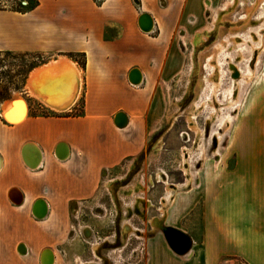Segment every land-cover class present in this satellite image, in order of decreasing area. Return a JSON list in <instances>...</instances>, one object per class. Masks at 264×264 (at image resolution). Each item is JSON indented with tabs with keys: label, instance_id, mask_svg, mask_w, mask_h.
<instances>
[{
	"label": "crops",
	"instance_id": "1",
	"mask_svg": "<svg viewBox=\"0 0 264 264\" xmlns=\"http://www.w3.org/2000/svg\"><path fill=\"white\" fill-rule=\"evenodd\" d=\"M13 1L23 0H0V53L47 61L28 73L23 93L0 103V264H41L45 250L58 264L72 205L97 197L106 173L140 157L154 136L161 93L180 72L176 34L203 0H29L25 10L8 8ZM206 2L211 9L213 0ZM144 13L153 18L151 33L139 28ZM133 69L142 74L139 86L129 82ZM29 99L48 116L33 114ZM256 103L248 118L240 110L238 168L207 187L199 229L196 210L165 218L192 238L190 252L175 254L157 235L145 264H264V94ZM118 113L127 117L125 128L114 124ZM61 143L66 161L55 155ZM35 151L42 162L32 170L23 156ZM40 200L47 205L42 220L33 214Z\"/></svg>",
	"mask_w": 264,
	"mask_h": 264
},
{
	"label": "rangeland",
	"instance_id": "2",
	"mask_svg": "<svg viewBox=\"0 0 264 264\" xmlns=\"http://www.w3.org/2000/svg\"><path fill=\"white\" fill-rule=\"evenodd\" d=\"M229 2H235L230 11L218 12ZM206 4L203 0L195 20L189 17L176 34L180 72L161 93L162 120L154 136L140 157L106 173L97 197L72 205L69 242L58 264H145L147 244L163 236L159 228L165 218L170 223L196 210L194 227L199 229L207 187L236 172L239 115L229 128L222 125L241 109L248 118L254 107H261L264 46L253 51L261 44L264 0H213L211 9ZM30 5L23 0L7 7L25 10ZM46 61L34 54L0 55V98L23 93L16 88H24L30 65L39 68ZM249 68L255 73L243 80ZM230 93L235 100L229 104ZM32 108L47 112L36 101Z\"/></svg>",
	"mask_w": 264,
	"mask_h": 264
},
{
	"label": "water",
	"instance_id": "3",
	"mask_svg": "<svg viewBox=\"0 0 264 264\" xmlns=\"http://www.w3.org/2000/svg\"><path fill=\"white\" fill-rule=\"evenodd\" d=\"M139 28L144 33H151L154 30V21L149 14H141L138 20ZM129 82L133 86L142 84V74L138 69H133L129 74ZM127 117L124 113H118L115 116L114 124L116 127L122 129L127 126ZM69 148L65 143L57 146L55 155L60 161H66L69 158ZM24 163L29 169L35 170L41 166L42 155L38 152H32L23 156ZM33 214L36 218L42 220L47 216V205L44 201L40 200L33 208ZM164 237L168 247L177 255H187L193 245L192 238L183 231L165 225L159 228ZM22 248V247H21ZM41 264H54V258L51 250H45L41 256Z\"/></svg>",
	"mask_w": 264,
	"mask_h": 264
},
{
	"label": "bare ground",
	"instance_id": "4",
	"mask_svg": "<svg viewBox=\"0 0 264 264\" xmlns=\"http://www.w3.org/2000/svg\"><path fill=\"white\" fill-rule=\"evenodd\" d=\"M235 2H229V3H226L225 4V6L222 8V9H220L218 12H223V11H230L232 8H233V4H234ZM249 16V15H248ZM204 31H206V30H204ZM201 32H198V34H200ZM259 38H260V47H258L257 48V50L255 51H253L255 54L259 51V50H261L262 48H263V46H264V30H261L260 32H259ZM216 54H217V52H215L214 53V55H213V57H211V58H215L216 57ZM210 58V59H211ZM254 69L253 68H249V71H248V73H247V75L246 76H244V77H242L243 78V80H246V81H249L250 79H252V77H253V75H254ZM234 89L238 86V82L234 79ZM235 99H234V96H233V94L232 93H230L229 94V104L231 103V102H233ZM48 105H51L52 107H54V108H59L60 106L58 105V102H51V101H45ZM59 106V107H58ZM236 107V106H235ZM239 108V106H237L236 107V110ZM238 115L239 114H237V115H235V117H230V116H228L224 121H223V129H225V128H229V125L231 124V120H232V118H238ZM220 137H221V135H217V140L218 139H220ZM202 158H204V155L202 154ZM188 183V182H187ZM182 231V230H181ZM184 232V231H183ZM185 233V232H184ZM53 258H54V255H53ZM55 261V260H54Z\"/></svg>",
	"mask_w": 264,
	"mask_h": 264
},
{
	"label": "trees",
	"instance_id": "5",
	"mask_svg": "<svg viewBox=\"0 0 264 264\" xmlns=\"http://www.w3.org/2000/svg\"><path fill=\"white\" fill-rule=\"evenodd\" d=\"M28 8H29V7H28ZM30 8H31V7H30ZM30 8H29V9H30ZM0 55L12 56V55H14V54L9 53V52H5V53H0ZM36 57H37V59L40 60V56L36 55ZM71 57H72L74 60H76L81 66H84L85 62H84V59H83L82 56H79V55H72ZM38 63H39V62H38ZM41 63H42V62H40V64H41ZM35 67H36V64H31L30 67H29V69H28V72L31 71V69H33V68H35ZM21 76H23V74H21ZM22 85H23V83H22ZM22 89H23L22 86L16 88V90H22ZM6 99H7V98H4V97L0 98V103L3 102V101L6 100ZM28 102H29L30 110H31V112L34 114L35 112H34V110H33V108H32V100L29 99ZM43 114H44V116H48V114H47L46 112L43 113Z\"/></svg>",
	"mask_w": 264,
	"mask_h": 264
},
{
	"label": "flooded vegetation",
	"instance_id": "6",
	"mask_svg": "<svg viewBox=\"0 0 264 264\" xmlns=\"http://www.w3.org/2000/svg\"><path fill=\"white\" fill-rule=\"evenodd\" d=\"M83 235H84V234H83ZM107 242H108V241H106V242H104V243H107ZM104 243H103V244H104ZM92 264H94V263L92 262Z\"/></svg>",
	"mask_w": 264,
	"mask_h": 264
},
{
	"label": "snow or ice",
	"instance_id": "7",
	"mask_svg": "<svg viewBox=\"0 0 264 264\" xmlns=\"http://www.w3.org/2000/svg\"><path fill=\"white\" fill-rule=\"evenodd\" d=\"M6 118H9L10 119L11 117L9 116V117H6Z\"/></svg>",
	"mask_w": 264,
	"mask_h": 264
}]
</instances>
